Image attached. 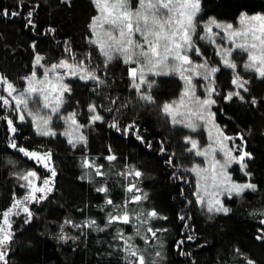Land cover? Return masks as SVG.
<instances>
[{
  "label": "trees",
  "instance_id": "1",
  "mask_svg": "<svg viewBox=\"0 0 264 264\" xmlns=\"http://www.w3.org/2000/svg\"><path fill=\"white\" fill-rule=\"evenodd\" d=\"M33 5L36 6L34 26L26 23L27 12ZM201 8L200 22L214 18L237 25L243 14H264V0H201ZM2 9L17 11V0H0ZM19 11L20 15L15 17L0 15V75L7 77L17 89L26 87L24 78L34 70L37 53L44 57L42 63L45 66L62 59L71 62V56L85 60L89 53L91 58L86 63L99 65L103 60L98 46L90 43L95 37L89 24L98 14L93 0H70L67 5L62 0H23ZM65 48H70L71 53ZM213 57L220 66V59ZM232 58L239 66L236 71L249 81L246 85L249 90H241L244 100L236 97L226 100V93L235 90L231 84L234 72L221 65V71L215 77L218 95H214L217 103L213 110L217 123L228 135H243L242 145L251 154L250 159H245L247 167L243 171L238 164L231 167L233 178L240 183L251 182L257 189L247 190L242 196L225 197L223 204L230 209L226 215L209 214L196 203L197 177L185 171L202 160L186 151L189 145L184 143V137H197L204 145L207 142L205 131L191 132L183 126L174 127L161 111L163 104L177 100L184 91V81L177 74L148 76L150 81H155L151 89L155 100L152 105L138 101L130 86L129 66L122 60L114 61L107 70L100 67L99 74L107 81V86L98 89L92 81L67 77L65 83L72 91L70 95L65 94L67 102L61 108V114L67 116L76 111L78 123H87L88 106L96 104L104 116V122L98 121L81 130L87 137L86 148L82 145L73 147L67 142L68 137L61 133L71 130L55 115L50 126L57 136L41 137L36 134L31 117L26 116L21 122L16 118V112L0 109V116H10L18 129L13 135L5 120L0 119V212L11 206L14 197H22L25 193L15 172L35 170L41 178L49 175L34 160L11 148L13 139L18 146L30 150H51L57 171L53 192L46 200L30 204L33 212L30 221L25 222L23 214L12 218L14 238L9 247V264H125L124 241L114 237L121 229L126 236H134L137 225L133 218L132 224L106 226L107 214L113 209L105 204V200L111 198L116 205L124 203L128 194L122 185L127 186L129 180L117 173L126 171L127 166L143 173L139 187L148 194L147 200L139 205L129 203L128 209L142 207L146 212L154 209L161 217H167L151 220L148 225L167 230L158 232L159 240L147 233L150 239L146 241L142 233L129 241L145 250L146 261L155 258L161 260V264H244L246 257L255 264H264V240L256 238L264 228L260 223L264 220V79L243 68L246 55L237 51ZM35 70L37 75L43 73L42 68ZM0 94L6 96L7 92L0 88ZM253 98L257 100L256 104L251 103ZM112 99H117L116 105L110 103ZM128 101V106L120 112L105 111L107 107L115 109L120 102ZM29 108L34 113L38 111L31 101ZM41 113L46 111L38 114ZM114 117L119 118L121 130L109 127ZM133 120L137 122L143 141L137 139L135 133L125 134L122 130ZM239 141L237 138L236 142ZM162 146L166 151H160ZM110 152L116 155L115 161L105 159ZM84 155L94 158L98 165H104L102 170L108 175L96 177V182L81 179L85 171L81 167ZM170 156L174 166L166 163ZM10 160L14 163L9 164ZM178 176L183 179H177ZM101 180L105 183L101 184ZM101 186L111 190L110 197L96 191ZM181 216L185 219H179ZM89 219L97 221V227H73L65 223L71 220L76 225H83ZM189 235L194 238L187 240ZM61 236L71 238L61 239ZM182 239L184 244L177 247ZM155 251H161L162 258L149 255Z\"/></svg>",
  "mask_w": 264,
  "mask_h": 264
},
{
  "label": "snow or ice",
  "instance_id": "2",
  "mask_svg": "<svg viewBox=\"0 0 264 264\" xmlns=\"http://www.w3.org/2000/svg\"><path fill=\"white\" fill-rule=\"evenodd\" d=\"M66 5L70 0H62ZM99 15L92 17L89 28L91 29L94 39L90 43L97 45L103 60L99 65H93L90 62L91 54L89 53L85 60H78L75 56L69 59H62L51 66H45L42 62L44 57L39 53L35 55L34 70L31 75L25 77L27 85L23 89H17L16 86L8 81L7 77L0 75V88L7 95L0 94V109H10L17 113L16 118L24 122L26 116L32 118L35 126V132L41 137H55L57 132L50 126L53 115L57 119L63 120L71 131L61 133L68 137V143L73 147L82 145L86 148L87 137L81 131L82 129L94 125L96 122H104V116L98 111L96 104L88 106L90 113L87 123H78L77 112H70L67 116L61 114V108L67 102L65 94H71V87L65 83L67 77H78L82 81H92L100 86H107V81L99 74L101 66L107 70L108 66L116 60H122L128 65V75L130 86L135 90L138 101L144 105L155 104L151 95V89L155 86L154 80H149L148 76H161L177 74L184 81V91L181 94L180 101L165 103L161 107L162 113L170 118V123L175 126H183L191 132H196L200 126H206L209 129L211 143L201 149L199 142L191 135L184 137V143L189 145L186 151L195 156L205 157L207 167L201 168L199 165L193 166L185 171L194 173L196 180V203L202 208H206L209 214H228L230 209L226 207L221 196H242L247 190L256 191L257 185L251 182L239 183L232 179L228 169L233 164H238L243 171L246 169V158H251V154L244 150L243 145H236V137L226 135L220 127L215 124V113L211 111L213 105L217 103L214 95H218L215 85V76L221 71V66L210 63L207 57H204L199 41H207L217 48L216 54L220 57V65L226 69L233 70L234 75L231 84L235 90L228 91L225 95L226 100H232L234 97L244 100L242 92L249 89L246 85L249 81L239 75L238 64L232 59L234 52H239L247 56L243 64L246 71L254 72L258 78L264 79V14L247 15L243 14L239 18V27L232 24H223L217 22L214 18L204 23L202 26L198 19L202 11L201 0H138L137 7L132 8L131 0H93ZM23 5V0H17V11L7 9L0 10L3 16H18L19 9ZM36 6L27 12V25L34 26L33 16ZM221 31H214L213 28ZM201 28L203 34L198 33L197 29ZM54 31V29H50ZM223 33V34H222ZM139 39H136V37ZM221 44H217V40ZM224 41H228L230 46H222ZM35 47V45H33ZM66 52L71 53L70 48H65ZM203 57L200 62L194 60ZM135 65V66H132ZM35 68L43 69L42 78H37ZM60 70H64L61 72ZM199 78L204 83L205 97L201 99L196 95L197 85L193 83L194 79ZM16 93V95H13ZM32 102L34 108L38 111L34 113L29 108V102ZM187 101V103H186ZM14 102V103H13ZM113 105L117 104V99L110 100ZM130 101L120 102L115 109L112 107L105 108V111L112 113L120 112L121 108L127 107ZM252 104L257 100L253 98ZM103 107V106H100ZM184 111L181 112L180 109ZM48 109L50 114L39 115V110ZM9 126V131L15 135L18 132L12 118L0 116ZM109 127L121 130L118 117H114ZM125 134L135 133L137 139L143 141V136L139 135L140 129L137 122L132 121L123 127ZM215 130V131H213ZM243 140V135L239 136ZM215 145V146H214ZM150 146V145H149ZM10 147L17 149L25 157L34 160L41 165L48 173L44 178L35 170H21L15 172L18 181H21L20 187L25 190L22 197H14L11 206L0 212V264H9L8 254L9 247L13 242L14 233L13 220L14 216L23 214L25 222L30 221L33 216L29 205L46 200L48 195L54 190L55 177L57 176L56 166L53 162V153L51 150L28 149L18 146L15 139L12 140ZM161 152L166 151L163 146ZM239 153L237 155L236 153ZM217 153H220L221 159H216ZM109 162L117 159L116 155L111 153L105 157ZM13 164V161H8ZM170 166L173 165L172 157L166 161ZM81 167L85 170L81 179H87L90 182H96V177H106L107 171H103L104 165L97 164L95 159H90L87 155L81 158ZM247 175V173H245ZM128 179L127 186H123L128 194L122 205L114 204L111 198L105 200V204L112 206L113 211L107 214V224L110 227L114 224H132L133 218L136 222L134 236H141L144 233V239L150 238L146 235L151 234V238L159 240L158 232L167 231L166 229H154L148 226L151 220L167 219L161 217L156 210L145 211L142 207L134 208L131 211L127 205L129 203L141 204L148 199V194L143 192L139 187V179L143 173L133 166H127L126 171L117 173ZM183 179V177H177ZM39 181V183H37ZM101 184L105 181L101 180ZM96 191L104 193L110 197L111 190L108 187H97ZM39 194V195H38ZM189 203H192L189 201ZM179 219L184 220L181 216ZM65 223L72 224L73 227H97V221L86 220L83 225H76L71 220ZM260 223L264 225V220ZM103 231V229H99ZM134 236H126L124 232L118 230L114 239L123 240L122 249L125 264H161V260L155 258L146 261L145 250L140 249L134 243H129ZM71 237L61 236V239ZM194 237L189 235L187 240ZM258 240H264V228L260 229L256 237ZM184 240L177 243V247L184 244ZM238 254L239 249L236 250ZM154 257L162 258L161 251H155ZM244 264H255L251 259L245 257Z\"/></svg>",
  "mask_w": 264,
  "mask_h": 264
},
{
  "label": "rangeland",
  "instance_id": "3",
  "mask_svg": "<svg viewBox=\"0 0 264 264\" xmlns=\"http://www.w3.org/2000/svg\"><path fill=\"white\" fill-rule=\"evenodd\" d=\"M137 3H138V0H131V5H132V8H133V9H135V8L137 7ZM97 15H99V12H98ZM247 15H248V14H247ZM254 15H259V14H254ZM199 16H200V14H199ZM198 19H199V17H198ZM199 20H200V19H199ZM217 22H219V21H217ZM204 23H205V22H200L201 26H202ZM219 23L229 24V23H226V22H219ZM230 24H232L234 27H239V23H238L237 25H234L233 23H230ZM213 30H214V31H221V32H222V30H220V29H215V27L213 28ZM197 31H198V33H200V34H203L202 31H201V28H198ZM222 34H223V33H222ZM136 39H139V37L137 36ZM217 44H221V41H220L219 39L217 40ZM199 45H200V47H201V51H202L203 54H204V57H207V58L209 59L210 63H212V64H214V65H218V64L215 63V60H214L215 58L213 57V56L215 55V57H216L217 59H220V57L216 54V52H217V48H216V46L213 45V44L208 43L207 41H199ZM222 46L226 47V46H230V45H229V42H228V41H224L223 44H222ZM212 52H213V56H212ZM232 57H233V56H232ZM213 58H214V59H213ZM193 59H194V60H197V62H200V60L203 59V57H201V58L198 59L197 57L194 56ZM232 59H233V58H232ZM218 66H219V65H218ZM220 66H221V65H220ZM60 71L63 72L64 70H60ZM42 76H43V73L40 74V75L38 74V75H37V78L40 79V78H42ZM215 77H216V76H215ZM64 82H65V81H64ZM193 83H195V84L197 85L196 95L199 96L201 99H203V98L205 97V95H202L201 92H202V93H205V92H204V88H203L201 85H202L204 82H203L201 79L196 78V79H194ZM213 98L215 99V96H213ZM180 99H181V96H180L177 100H175V101H173V102H177V103H178V102L180 101ZM170 103H172V102H170ZM186 103H187V101H186ZM213 107H214V105H213L212 108H211V111H212V112H214ZM39 111H43V112L46 111V113H41L43 116H46V115H48V114L50 113V110H48V109H41V110H39ZM180 111L183 112L184 109L181 108ZM214 122H215V124H217V125L220 127V129L223 130V132H224L226 135H228V134L224 131L223 127L220 126V125L217 123L215 117H214ZM199 129H203V130L205 131V134H206V136H207V142H206L204 145H202V144L199 142V140H198L197 137H193V138L196 139V140L199 142V146H200V148L203 149V148H206V147L211 143V139H210V137H209V129H208V127H206V126H200V127L198 128V131H199ZM213 131H215V130H213ZM228 136H231V135H228ZM239 136H240V135H239ZM239 136H236V137L239 139ZM233 137H234V136H233ZM237 138H236V139H237ZM236 139H235L234 142H229V146H231L232 143H235L236 145H242V141H241V139H239V140H240L239 142H236ZM214 146H215V145H214ZM244 150H245V148H244ZM245 151H246V150H245ZM236 154L239 155L238 152H237ZM198 157L201 158L202 161H198L196 164H194V166L199 165L201 168H205V167H207V162H206V160H205V157H200V156H198ZM216 159H221V155H220V153H217V155H216ZM233 165H234V164H233ZM233 165H232V166H233ZM232 166H231V167H232ZM231 167L228 169V172L231 174L233 181L238 182L237 180H235V179L233 178V175H232V173H231ZM37 183H39V181H37ZM239 183H240V182H239ZM38 195H39V194H38ZM234 196H235V195H234ZM225 197H227V196H221V197H219V198H220V199L222 200V202H223V199H224ZM29 207H30V205H29Z\"/></svg>",
  "mask_w": 264,
  "mask_h": 264
}]
</instances>
